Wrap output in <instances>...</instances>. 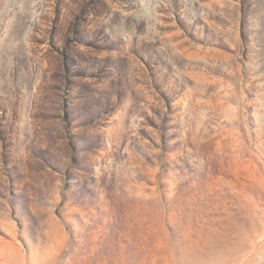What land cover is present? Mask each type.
Masks as SVG:
<instances>
[{
  "label": "rangeland",
  "instance_id": "obj_1",
  "mask_svg": "<svg viewBox=\"0 0 264 264\" xmlns=\"http://www.w3.org/2000/svg\"><path fill=\"white\" fill-rule=\"evenodd\" d=\"M263 183L264 0H0V264H264Z\"/></svg>",
  "mask_w": 264,
  "mask_h": 264
},
{
  "label": "bare ground",
  "instance_id": "obj_2",
  "mask_svg": "<svg viewBox=\"0 0 264 264\" xmlns=\"http://www.w3.org/2000/svg\"><path fill=\"white\" fill-rule=\"evenodd\" d=\"M248 174V173H247ZM220 180V179H219ZM239 184V183H238ZM264 184V183H263ZM242 185V184H241ZM243 186V185H242ZM239 187V186H238ZM241 188V187H240ZM252 215V214H251ZM248 216V219L250 218V224L248 225V233L250 234H254L256 232V228L258 229L259 227V223L258 222H254L256 220V215L253 214V216ZM260 228V227H259ZM218 231V232H217ZM29 234L31 233L30 230L27 231ZM238 232L241 233V231L238 229ZM211 234L213 235V237L216 235L219 239H222L223 237L221 236V232L217 229H206L203 228L201 231L197 230L196 231V235L199 234ZM243 233V232H242ZM199 239L202 237L197 236ZM196 237V238H197ZM223 240V239H222ZM226 240L224 241V244L226 245ZM169 243L166 240V237L164 235H159L158 239L154 240V244L152 245V247H150V251L152 252V255L154 254L153 257L150 258H154V262L152 261H148L146 257H139L137 255H132L131 259L130 256H120L119 260L122 261V264H181L180 261L178 260V257L176 255H173L174 253H172L171 255L169 254L170 251H172V248H169L170 245H168ZM257 246V245H256ZM260 245H258L259 247ZM228 248V247H227ZM227 248L225 250H227ZM256 248V247H255ZM260 248V247H259ZM258 248V249H259ZM257 250V248H256ZM255 250V251H256ZM122 251V250H121ZM128 253V252H127ZM148 253V252H147ZM254 253V252H253ZM130 254V253H129ZM221 255V253H220ZM220 255H218V259H223L224 256L221 255V257H219ZM119 257V256H118ZM149 258V257H148ZM19 262V261H18ZM250 263V262H249ZM36 264V263H35ZM38 264V263H37ZM239 264V263H237ZM248 264V263H247Z\"/></svg>",
  "mask_w": 264,
  "mask_h": 264
}]
</instances>
